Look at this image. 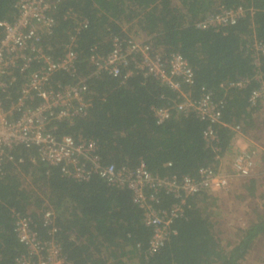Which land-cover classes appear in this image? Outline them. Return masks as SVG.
<instances>
[{"label": "trees", "instance_id": "16d2710c", "mask_svg": "<svg viewBox=\"0 0 264 264\" xmlns=\"http://www.w3.org/2000/svg\"><path fill=\"white\" fill-rule=\"evenodd\" d=\"M16 1L0 0V20H12ZM52 1L56 4L53 33L43 37L42 45L54 59L62 55L74 27L66 13L87 22L75 39L76 74L87 84L86 115L71 125L60 124L57 136L93 140L102 162L132 168L142 160L150 173L160 177H194L198 169L216 164L214 152L202 139L206 124L194 114L171 110L168 120L156 124L152 109L171 106L176 92L142 74L123 83L105 75L91 76V51L107 53L110 39L128 35L132 26L156 49L186 59L193 84H181L184 93L196 99L204 88L214 100L222 101L224 124L245 131L255 129L256 110L249 109L247 100L257 87L255 75L264 81V54L258 57L259 67H254L249 47L264 43V0H176V4L171 0ZM236 7L245 14L233 25L207 30L194 26L220 9ZM240 80L248 81L242 89L228 87ZM15 82L17 85V78ZM70 82L62 73L52 79L55 89ZM214 130L221 157L229 151L231 132L222 126ZM11 155L23 162L6 163L0 173V264H16L24 253L14 234L13 211L29 216L32 227L43 237L40 216L47 208L54 212L62 253L72 264H246L254 242L261 240L264 251V214L251 210L244 226L229 228L224 237L215 228L217 198L201 192L186 199L168 242L148 256L150 230L144 227L142 212L133 205L128 191L110 188L96 177L87 182L66 179L58 167L29 162L28 157L34 155L31 149L16 148ZM257 182L254 178L243 182L245 193L239 197L253 198ZM160 201L162 209L174 203L168 195H161Z\"/></svg>", "mask_w": 264, "mask_h": 264}, {"label": "built area", "instance_id": "2783aa9c", "mask_svg": "<svg viewBox=\"0 0 264 264\" xmlns=\"http://www.w3.org/2000/svg\"><path fill=\"white\" fill-rule=\"evenodd\" d=\"M55 10L52 0H17L12 20H0V173L6 163L23 162L22 159L15 161L11 155L14 149H31L34 155L28 157L29 162L58 167L66 179L87 182L96 177L110 188L128 191L133 205L142 212L144 227L150 230L147 255H155L174 233L171 226L183 214L188 197L201 192L225 191L231 178H250L259 152L256 148H248L233 153L230 173L223 172L218 166L222 156L217 154L214 130L216 126L225 125L221 118L222 101L214 100L204 88L196 99L184 93L181 84H193V72L186 59L181 54H167L156 49L149 38L130 35L111 38L110 49L105 54L91 51V76L105 75L123 83L134 74H142L176 92L171 106L152 109L156 124L168 120L171 110L194 114L206 124L202 139L214 152L216 164L198 169L194 177H160L150 173L142 160L132 168L102 162L93 140L57 136L60 124L71 125L86 115L87 84L85 78L76 74L75 39L87 27V22L73 13H66L74 27L68 34L70 41L64 44L62 55L54 59L42 42L43 37L53 33ZM244 14L241 7L220 9L194 26L200 30L217 29L235 24ZM249 51L254 67H259L258 57L264 54V43H252ZM58 73L68 75L71 82L55 89L52 79ZM254 81L257 87L248 97V107L264 119V81L258 74ZM247 83V80H240L228 87L242 89ZM228 129L240 132L238 125ZM161 195L171 196L174 203L167 209L160 208ZM12 216L15 237L24 249L16 264H72L62 253L59 229L50 208L40 216L43 237L34 230L29 216L14 211Z\"/></svg>", "mask_w": 264, "mask_h": 264}, {"label": "rangeland", "instance_id": "374dc122", "mask_svg": "<svg viewBox=\"0 0 264 264\" xmlns=\"http://www.w3.org/2000/svg\"><path fill=\"white\" fill-rule=\"evenodd\" d=\"M171 1H172V4H176V0H171ZM128 30H130L128 35L133 36V37L135 36L139 39H144V36L141 35L140 33H134L136 31L135 27L132 26ZM260 135L264 143V133L262 132V134L260 133ZM230 162H231V158L227 165V168L223 169L225 173H230V169H229V165L231 164ZM251 177L258 178L257 183L259 184L261 189L256 192L258 194L261 193V196L257 197L260 199V201L256 199L252 200L248 198L243 201L239 200L236 203V205H234V203L229 202V199L225 200L223 196L226 195L225 193H227L229 189H234V191H237V189L235 190V186H234L236 185L237 182H239V180L237 179L234 182V184L229 185L225 191H222V192L220 191L217 195L213 196L217 198L215 202L216 208L213 209V212L216 213V215L214 216V219L217 220V226H215L216 232H221L224 235V237H227V234L225 233L228 230L224 226L225 225L223 223L224 221L227 222V226L231 225V227H233L234 225H238V227H243L245 224V221L247 220L245 216L249 215L251 210L256 209L261 214H264V165L258 164V167L256 166L255 171L253 172ZM251 177L247 179H251ZM234 191H231V192L233 193ZM207 195H210V194H207ZM241 195L242 194L238 195L239 199H242L239 197ZM238 222L240 223L237 224ZM261 242H262L261 240H257V242H254L253 247L250 250V253L247 255L246 264H264V251H263V248L261 247Z\"/></svg>", "mask_w": 264, "mask_h": 264}, {"label": "crops", "instance_id": "0c3cea01", "mask_svg": "<svg viewBox=\"0 0 264 264\" xmlns=\"http://www.w3.org/2000/svg\"><path fill=\"white\" fill-rule=\"evenodd\" d=\"M126 28L127 27H124L123 30L126 31L127 30ZM134 33H141V32H139L138 30H136ZM253 119H254V126H255V129H253V130H247V131H245L241 127H240V132H238V133H233V132H231L229 130L231 132L230 147H229V151L226 152L222 156L221 161H220V163L218 165V166H220L219 168L221 170L227 168V165H228V163L230 161V158H231V155H233V153H235L237 151H244V150H246L248 148H256V150L259 152L256 166L258 167V164H261V157H263V155H264V143H263L262 138L260 137L261 136L260 133L261 134H262V132L264 133V119L259 118L258 115H256V114L253 115ZM260 122H263V123L260 126L261 131H260V133H258V131H256V130H258L257 127H258V125H260ZM229 126H233V124L232 125L225 124L222 127H228L229 128ZM230 165H229V169H230ZM263 165H264V163H263ZM254 171H255V169H254ZM223 172H224V170H223ZM252 178L258 179L257 177H251V179ZM237 180H239V182H237L236 185H234L235 186V190L237 189V191H234V189H229L228 192L225 193L226 195L223 196V198L225 200L226 199H229V202L230 203H234V205H236V203L239 200H241V199L238 198V195H240V194L244 195V193H245L240 188L241 185H242V183L245 182V181H247V180H250V179L241 178V179H237ZM235 181H236L235 178H231L229 184L230 185L231 184H234ZM255 185L256 186H255L254 196H253V198H250V199H252V200L256 199V200L260 201V199L257 198V197L261 196V193L258 194L256 191H259L261 189V187L259 186L258 183H256ZM231 191H234V192L232 193ZM218 193L219 192H211L209 196L212 195V197H213V196L217 195ZM246 199H248V198H244L241 201L246 200ZM223 223L225 224L224 226L227 229H229L231 227V225H229L230 227L227 226V222L226 221H224ZM229 223H231V222H229ZM239 223L240 222H238L237 224H239ZM237 227H238V225H234L231 228H237Z\"/></svg>", "mask_w": 264, "mask_h": 264}]
</instances>
